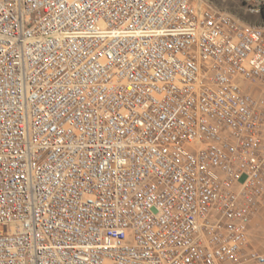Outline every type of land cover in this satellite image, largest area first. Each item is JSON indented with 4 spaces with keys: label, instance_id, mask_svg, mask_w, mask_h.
I'll use <instances>...</instances> for the list:
<instances>
[{
    "label": "built area",
    "instance_id": "1",
    "mask_svg": "<svg viewBox=\"0 0 264 264\" xmlns=\"http://www.w3.org/2000/svg\"><path fill=\"white\" fill-rule=\"evenodd\" d=\"M263 195L264 21L0 0V264H264Z\"/></svg>",
    "mask_w": 264,
    "mask_h": 264
},
{
    "label": "rangeland",
    "instance_id": "2",
    "mask_svg": "<svg viewBox=\"0 0 264 264\" xmlns=\"http://www.w3.org/2000/svg\"><path fill=\"white\" fill-rule=\"evenodd\" d=\"M211 2L221 9L226 10L249 22L264 21V12L261 16H253L246 13L236 0H203ZM258 214V215H257ZM255 219L252 220V234L249 235L252 248L264 254V195L258 208Z\"/></svg>",
    "mask_w": 264,
    "mask_h": 264
},
{
    "label": "crops",
    "instance_id": "3",
    "mask_svg": "<svg viewBox=\"0 0 264 264\" xmlns=\"http://www.w3.org/2000/svg\"><path fill=\"white\" fill-rule=\"evenodd\" d=\"M258 215V214H257ZM256 217V216H255ZM255 217L253 218V220L255 219ZM253 222V221H252ZM252 222H251V224H250V230H249V235L251 236V234H252ZM249 239H250V237H249ZM250 245L252 246V244H251V240H250ZM253 247V246H252Z\"/></svg>",
    "mask_w": 264,
    "mask_h": 264
}]
</instances>
